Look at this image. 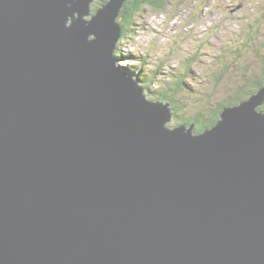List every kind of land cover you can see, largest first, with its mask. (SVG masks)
<instances>
[{"label":"water","instance_id":"obj_1","mask_svg":"<svg viewBox=\"0 0 264 264\" xmlns=\"http://www.w3.org/2000/svg\"><path fill=\"white\" fill-rule=\"evenodd\" d=\"M129 1L0 0V264H264V78L168 127L115 56Z\"/></svg>","mask_w":264,"mask_h":264},{"label":"rangeland","instance_id":"obj_2","mask_svg":"<svg viewBox=\"0 0 264 264\" xmlns=\"http://www.w3.org/2000/svg\"><path fill=\"white\" fill-rule=\"evenodd\" d=\"M117 46L120 53L135 57L118 63L123 67L138 66L143 58L146 71L163 63L152 90L182 73L186 61L197 56L189 63L186 93L179 97L189 117L225 100L240 84L244 65L249 66L248 76L264 69V0H165L162 11L143 7ZM224 61L230 69H223ZM222 71L215 85L211 78ZM177 123L172 117L168 127Z\"/></svg>","mask_w":264,"mask_h":264},{"label":"trees","instance_id":"obj_3","mask_svg":"<svg viewBox=\"0 0 264 264\" xmlns=\"http://www.w3.org/2000/svg\"><path fill=\"white\" fill-rule=\"evenodd\" d=\"M105 1L106 0H99L96 8H98V6L103 4ZM143 7H150L153 10L162 11L165 8V0H133L126 2L118 17V21L122 28L121 40L125 38L126 32L129 30L130 26L133 25L134 17L142 10ZM234 52H240V50H235ZM115 56L118 59V62L122 63L129 60H135L134 55H125L120 53L119 46L116 48ZM191 60L192 61L187 60L189 62L186 61L184 70L180 68V71H183L182 73H178L171 78L168 77V83L160 84L154 90L150 87L153 81L157 78L158 72L164 66L163 63L146 71L144 70L146 61L145 58H143L138 61V66L123 67V65H120V68L136 79L139 84L145 88L148 99L169 103V108L173 115L172 117L175 121L179 122L177 125L185 124L190 126L192 123H195V132H201L205 129L211 128L219 121V114L223 108L238 105L241 101L248 99L253 93L263 86L264 69L258 73V76H248L247 73L249 72V66L244 65L242 74L238 80L240 81V84L238 85V82L236 83V88L225 98V100L207 107L205 111H195L192 115L188 114L189 117H187V112H185L186 107L180 104L179 97L181 94L186 93V88L184 87L186 85V74L190 69L189 63L198 60L197 56L193 57ZM222 67L223 69L229 68L225 61L222 64ZM223 74H225V72L222 71L221 73L214 75L211 78V81L217 85L222 80ZM193 91H195V89L189 91L186 95H191ZM259 110L264 112V104L259 108Z\"/></svg>","mask_w":264,"mask_h":264}]
</instances>
